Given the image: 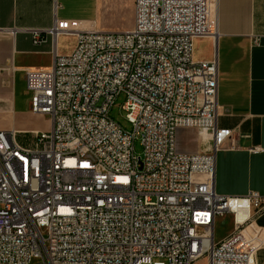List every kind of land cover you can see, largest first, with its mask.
<instances>
[{
	"label": "built area",
	"instance_id": "obj_1",
	"mask_svg": "<svg viewBox=\"0 0 264 264\" xmlns=\"http://www.w3.org/2000/svg\"><path fill=\"white\" fill-rule=\"evenodd\" d=\"M26 30L34 43L45 33L74 43L24 71L29 108L49 127L28 144L0 129V264H190L204 253L207 264H249L264 196L214 191V151L232 129L215 124V58H192L193 38L217 33L211 0H134L125 30L66 18ZM120 93L128 128L109 113ZM179 127L209 146L177 150ZM224 212L234 227L212 241Z\"/></svg>",
	"mask_w": 264,
	"mask_h": 264
},
{
	"label": "crops",
	"instance_id": "obj_2",
	"mask_svg": "<svg viewBox=\"0 0 264 264\" xmlns=\"http://www.w3.org/2000/svg\"><path fill=\"white\" fill-rule=\"evenodd\" d=\"M134 0H0V102L14 110L17 89H24L25 69L49 68L55 54L68 52L74 36L45 33L39 43L26 29L50 27L55 19H76L83 28L125 30L133 22ZM216 35L197 36L192 41L193 59L216 61L215 124L232 132L214 151L212 187L215 192L241 195L256 190L264 196V0H211ZM73 36L66 42L64 36ZM21 105L29 121H7L0 129L32 132L47 129L46 119L29 108L27 94ZM38 121V123H37ZM175 131L179 151L205 150L209 141L192 131ZM181 130V131H180ZM187 135V136H186ZM29 141V140H28ZM28 144V142H27ZM251 147H258L250 150ZM253 222L263 243L249 264H264V208ZM234 227L231 213L213 217L211 240L216 241ZM211 244V241H210ZM202 263L198 261V264Z\"/></svg>",
	"mask_w": 264,
	"mask_h": 264
},
{
	"label": "rangeland",
	"instance_id": "obj_3",
	"mask_svg": "<svg viewBox=\"0 0 264 264\" xmlns=\"http://www.w3.org/2000/svg\"><path fill=\"white\" fill-rule=\"evenodd\" d=\"M73 36L71 35H66L64 36V38L61 40H65L66 42H70L72 41ZM26 94L24 93V91H21L19 89H17L16 91V97L13 103L14 106V110L10 111V112H6L4 110V108H6V105L3 102H0V124L1 123H5L7 121H17V122H27L29 121L28 116L26 114V112L22 111L21 109V105L25 102V96ZM123 95L122 93L118 94L114 100V103L112 104L109 113L110 115L115 118L118 122H120V124L126 128L129 127L128 122L123 118V110L120 109L119 107V103L122 101ZM41 115L46 119L45 124L49 123V118L47 114L41 113ZM38 123V121H37ZM49 127V126H48ZM41 130V129H40ZM181 130L184 131H192L194 134L191 135L188 140H187V144H191L195 141L194 136H198L200 138L201 134H199L197 132L196 128H183ZM180 130V131H181ZM187 136V135H186ZM31 137V133L26 131V132H16L15 134V138L18 142L22 143V144H27L29 138ZM133 149L134 152L139 153L140 152V145L138 144L137 140L134 141L133 143ZM198 261L202 262V263H198V264H207V257H206V253H204L203 255H201L200 257H198L197 259H195L194 261H192L190 264L192 263H197Z\"/></svg>",
	"mask_w": 264,
	"mask_h": 264
},
{
	"label": "bare ground",
	"instance_id": "obj_4",
	"mask_svg": "<svg viewBox=\"0 0 264 264\" xmlns=\"http://www.w3.org/2000/svg\"><path fill=\"white\" fill-rule=\"evenodd\" d=\"M210 246V240H204V247Z\"/></svg>",
	"mask_w": 264,
	"mask_h": 264
}]
</instances>
